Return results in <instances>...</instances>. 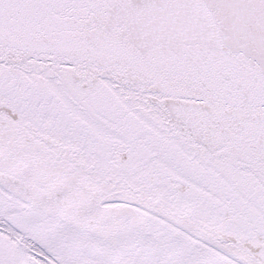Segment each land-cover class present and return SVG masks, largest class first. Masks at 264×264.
Returning a JSON list of instances; mask_svg holds the SVG:
<instances>
[{"label":"snow or ice","instance_id":"obj_1","mask_svg":"<svg viewBox=\"0 0 264 264\" xmlns=\"http://www.w3.org/2000/svg\"><path fill=\"white\" fill-rule=\"evenodd\" d=\"M0 264H264V0H0Z\"/></svg>","mask_w":264,"mask_h":264}]
</instances>
